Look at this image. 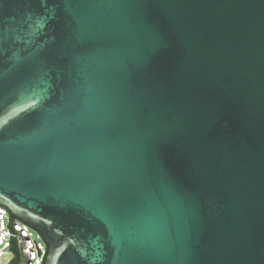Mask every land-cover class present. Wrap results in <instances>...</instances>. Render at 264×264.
Listing matches in <instances>:
<instances>
[{
	"label": "water",
	"instance_id": "1",
	"mask_svg": "<svg viewBox=\"0 0 264 264\" xmlns=\"http://www.w3.org/2000/svg\"><path fill=\"white\" fill-rule=\"evenodd\" d=\"M0 205L45 264H264V0H0Z\"/></svg>",
	"mask_w": 264,
	"mask_h": 264
},
{
	"label": "built area",
	"instance_id": "2",
	"mask_svg": "<svg viewBox=\"0 0 264 264\" xmlns=\"http://www.w3.org/2000/svg\"><path fill=\"white\" fill-rule=\"evenodd\" d=\"M4 207L0 205V260L10 253L18 264H45L48 246L42 236L28 224L12 220L10 212Z\"/></svg>",
	"mask_w": 264,
	"mask_h": 264
},
{
	"label": "rangeland",
	"instance_id": "3",
	"mask_svg": "<svg viewBox=\"0 0 264 264\" xmlns=\"http://www.w3.org/2000/svg\"><path fill=\"white\" fill-rule=\"evenodd\" d=\"M13 260H14V255L13 254H10V253H7L0 260V264H11Z\"/></svg>",
	"mask_w": 264,
	"mask_h": 264
},
{
	"label": "trees",
	"instance_id": "4",
	"mask_svg": "<svg viewBox=\"0 0 264 264\" xmlns=\"http://www.w3.org/2000/svg\"><path fill=\"white\" fill-rule=\"evenodd\" d=\"M12 220H15L14 218H12ZM13 251H14V253H15V245H13V249H12ZM11 264H18L17 263V261L14 259L13 261H12V263Z\"/></svg>",
	"mask_w": 264,
	"mask_h": 264
}]
</instances>
